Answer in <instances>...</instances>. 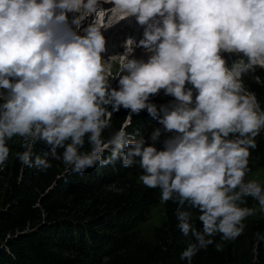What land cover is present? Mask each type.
Returning <instances> with one entry per match:
<instances>
[{
  "label": "clouds",
  "instance_id": "9594fccd",
  "mask_svg": "<svg viewBox=\"0 0 264 264\" xmlns=\"http://www.w3.org/2000/svg\"><path fill=\"white\" fill-rule=\"evenodd\" d=\"M104 2L143 28L138 42L124 41L115 73L106 67L100 28L79 31L100 0H0V168L14 137L22 149L15 158L42 173L52 161L79 175L117 161L138 166L139 181L159 189L162 203L176 204L175 226L192 237L180 260L193 264L200 251L220 249L215 236L235 240L248 217L264 212V183L246 179L264 108L243 83L264 69V0ZM69 13L79 14L75 28ZM137 47L146 59L135 57ZM161 92L172 99L158 105L152 98ZM121 109L127 123L114 128ZM142 112L159 126L130 135L131 118ZM38 142L43 156L34 153Z\"/></svg>",
  "mask_w": 264,
  "mask_h": 264
},
{
  "label": "trees",
  "instance_id": "16d2710c",
  "mask_svg": "<svg viewBox=\"0 0 264 264\" xmlns=\"http://www.w3.org/2000/svg\"><path fill=\"white\" fill-rule=\"evenodd\" d=\"M243 83L264 108V69L244 75ZM171 99L162 92L152 98L158 105ZM126 115L123 109L115 113L113 127L127 123ZM158 126L142 112L133 115L127 132L147 136ZM256 142L246 179L264 183V132ZM8 144L12 154L0 168V264H102L104 257H109L108 264H187L180 260V253L192 237L176 228L172 201L164 203L163 223L155 227L152 238H145L139 230L160 202V190L139 181L142 170L138 166L122 168L117 161L115 166L97 165L79 175L67 173L62 161H52L53 167L42 173L15 158L14 153L22 151L20 138ZM88 147L85 143L82 150ZM45 152L38 142L34 153L43 156ZM247 206L258 209L251 198ZM198 215L193 210L196 228L201 226ZM244 223L242 235L232 241L215 236L220 249L209 246L193 264H264V212L257 210Z\"/></svg>",
  "mask_w": 264,
  "mask_h": 264
},
{
  "label": "rangeland",
  "instance_id": "374dc122",
  "mask_svg": "<svg viewBox=\"0 0 264 264\" xmlns=\"http://www.w3.org/2000/svg\"><path fill=\"white\" fill-rule=\"evenodd\" d=\"M109 3H105L104 1H100V9L94 13L93 17H91L90 22L93 20V22L98 21L99 24L104 23L107 21H104V15L106 12L105 9H101L104 5L103 8H106ZM125 15H122L120 22L116 23L115 26V33L108 37L107 39V44H106V52L103 53V57L105 59L106 67L111 73H115L118 71V65L121 61L122 54L124 53L125 49L123 47L124 41L131 37L135 39L137 42L139 39L142 37L143 34V28L137 24L135 17H126L124 18ZM104 17V18H103ZM100 18V19H99ZM89 22V25H90ZM68 24H71L72 27L74 28L73 20L68 17ZM81 24V23H80ZM132 24L133 27L130 28L129 25ZM65 27L62 25V28ZM107 27H104V29ZM82 26H80L79 31L82 32ZM137 35V36H136ZM136 37V38H135ZM134 55L137 58H147V54L144 52L142 48H135ZM228 60V63L231 64L232 61L235 59V57H226ZM262 175L264 173V169L261 170ZM252 177L259 178L260 176L252 174ZM164 214H165V207L164 203L161 201L154 205L151 210L150 218L146 221L140 224L139 230L141 231L142 235L145 238H152L153 231L156 226H159L163 223L164 220ZM66 230V229H65ZM3 247V246H2ZM5 247V246H4ZM6 250L7 247H6ZM9 251V250H8Z\"/></svg>",
  "mask_w": 264,
  "mask_h": 264
},
{
  "label": "bare ground",
  "instance_id": "6f19581e",
  "mask_svg": "<svg viewBox=\"0 0 264 264\" xmlns=\"http://www.w3.org/2000/svg\"><path fill=\"white\" fill-rule=\"evenodd\" d=\"M101 7H102L101 9H105V11H106V12H104L105 13L104 17L105 18L104 17L103 18H104V21H107V23L104 22V23L99 24L98 21L93 22V20L90 22L91 17H93L94 13H92L90 15L85 13L84 16H83L84 18L82 19L80 26H82V29H83V28L89 26V22H90V24H95V26L100 28L101 33L105 37L106 44H107V40H108L107 38L110 37L111 35H113V33H115V26L114 25L116 23L120 22V20H122L121 16L125 15V14L122 13L118 8L112 6L110 3L107 6H105L106 8H103L104 5L101 6ZM76 15H79V14H76ZM104 27H107V28L104 29ZM129 27L132 28L133 25L130 24ZM81 34H83V33H81Z\"/></svg>",
  "mask_w": 264,
  "mask_h": 264
}]
</instances>
